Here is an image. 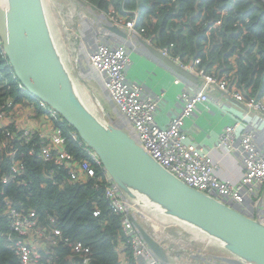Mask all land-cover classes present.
I'll use <instances>...</instances> for the list:
<instances>
[{
  "label": "trees",
  "instance_id": "trees-1",
  "mask_svg": "<svg viewBox=\"0 0 264 264\" xmlns=\"http://www.w3.org/2000/svg\"><path fill=\"white\" fill-rule=\"evenodd\" d=\"M84 1L108 15L114 10L125 19L134 18L137 12L138 27H146L143 34L156 36L171 57L185 63L200 59L199 68L227 76L231 87L247 100L264 94V0ZM148 18L154 30L152 26L147 29ZM19 82L0 39V108L11 99L22 103L28 97L19 88ZM35 105L41 109L40 102ZM62 125L73 130L64 119ZM6 130L15 132V137L8 136ZM41 144L37 134L26 142L16 123L0 124V145L4 146L0 150V211L9 198L14 205L37 213L38 231L58 227L65 238L88 245L90 264H122L117 247L123 236V220L112 211L105 196L103 168H98L96 178L71 181L67 170L39 157ZM67 148L76 162L88 158L83 146L71 137ZM12 149L16 151L15 157L8 155ZM18 160L25 165L20 179L27 183L5 182V176L12 173L13 163ZM96 210H100L99 216L95 215ZM12 234L8 218L0 217V264H21L11 245ZM128 252L131 264L135 263L131 250ZM41 253L44 264H83L82 257L73 254L64 241L42 249Z\"/></svg>",
  "mask_w": 264,
  "mask_h": 264
},
{
  "label": "built area",
  "instance_id": "built-area-1",
  "mask_svg": "<svg viewBox=\"0 0 264 264\" xmlns=\"http://www.w3.org/2000/svg\"><path fill=\"white\" fill-rule=\"evenodd\" d=\"M135 19L128 21L114 10L109 15L111 22L125 29L136 30L138 23ZM144 31L143 28L137 30L139 34H143ZM163 50L170 55L169 49ZM129 55L125 45L107 41L97 45L91 53L90 60L92 59L93 66L104 77L105 86L118 111L125 115L128 121L126 128L145 151L190 187L223 201L242 205L248 197L260 195L261 186L264 185V149L258 146L252 133L243 132L240 135V144L245 152L246 172L239 183L232 184L218 178L213 158L210 153L202 151L190 141L185 123L194 117L199 105H210V93L214 90L225 91L264 118V94L258 99L247 100L245 95L231 87L227 76L214 74L213 76L205 69L199 68L200 59L195 58L194 64L188 65L174 58L186 68L194 70V73L203 79V85L199 90L184 89L180 94L182 110L173 117L167 127H161L156 121L161 98L147 95L140 85L128 80L127 67L131 63ZM19 88L26 90L21 82ZM14 100H9L6 108H0V124L16 123L26 142L30 141L33 134H37L42 140L39 157L54 163L58 169L67 170L71 181L74 182H86L96 178L98 168H103L101 179L106 182L105 196L112 211L123 220V236L119 239L117 247L122 264H131L128 249L131 250L135 262L133 264H140L143 261L144 264H169L153 253L134 224L133 218L143 221V217L136 209L139 203L119 190L99 157L80 140L78 133L73 128L74 131L63 127L61 115L30 93L22 103H16ZM36 102H40V110L37 109ZM35 114L38 115L36 118ZM10 115H14L11 121L7 119ZM238 126L239 123L225 129L220 137V146L233 150L238 140L236 132ZM6 134L15 137V132L11 130H6ZM69 137L83 146L88 155L87 159L75 161L67 148ZM3 147L0 145V150ZM15 154L16 151L13 149L8 152L10 156L15 157ZM24 169L22 160L14 161L12 173L6 175L4 181L20 180L27 183L25 179H20ZM5 203V208L0 211V217L8 218L11 234L13 232L10 236L11 245L20 257L21 264H44L41 250L56 246L60 241H64L72 249L73 254L81 256L83 264H90L91 249L88 245L65 238L58 227L38 231L40 222L35 211L16 206L9 198ZM95 215L99 216L100 210H96ZM256 219L262 220L259 215Z\"/></svg>",
  "mask_w": 264,
  "mask_h": 264
},
{
  "label": "water",
  "instance_id": "water-1",
  "mask_svg": "<svg viewBox=\"0 0 264 264\" xmlns=\"http://www.w3.org/2000/svg\"><path fill=\"white\" fill-rule=\"evenodd\" d=\"M74 1L89 7L84 0ZM107 27L118 36H126L117 25ZM0 39L25 89L57 111L78 133L125 196L139 204L146 200L167 217L219 240L244 264H264L263 222L187 185L145 151L127 128L102 120L83 100L58 48L45 0H0ZM142 42L177 75L197 81V74L163 48ZM133 220L153 253L169 262L168 249L141 220Z\"/></svg>",
  "mask_w": 264,
  "mask_h": 264
},
{
  "label": "crops",
  "instance_id": "crops-1",
  "mask_svg": "<svg viewBox=\"0 0 264 264\" xmlns=\"http://www.w3.org/2000/svg\"><path fill=\"white\" fill-rule=\"evenodd\" d=\"M74 3L80 15L83 18L86 17V21L83 24L85 28L82 29L81 35L79 36L76 49L78 54L77 58L79 59L78 61L74 60L73 71L76 72L77 78L81 82L88 81L92 83L96 89L98 88L101 90L100 93L92 91V103L83 96L84 94L82 95L80 92L81 88H79L77 84L83 100L88 104H93V106L102 103L104 107L100 106V110L104 117L108 119V122L122 128L128 127V121L125 115L118 111L110 97V93L105 86L104 77L98 73L93 66L92 60H90L91 52L96 49L100 42L108 41L111 43L114 42L115 44H123L128 48L131 59V63L127 67L128 80L140 85L147 95L153 98H161L156 121L161 127H167L173 117L182 110L183 103L180 100L182 91L186 88L199 90L203 85V79L198 77L196 82L184 79L151 54L148 48L143 44L142 39L146 40L154 47L161 49L163 44L159 42L156 36H146L144 34L135 33V31H129L123 27L121 28L125 31L126 36H118L107 27L108 25L115 26V23L109 20V15L107 13L91 8L90 6H83L76 1H74ZM88 8L93 11V16L90 17L89 20L84 11L88 10ZM137 16L138 13L136 12L134 18ZM95 24L98 26L103 25V27L101 26L100 28L102 31H99V27ZM94 30H98L102 33L96 40L92 38ZM188 63V65H193L194 60ZM193 72L195 71L193 70ZM87 87L91 89L90 86ZM93 106L89 107L94 111L95 109ZM119 113L122 115L120 116ZM237 123H239L236 130L238 140L233 150L226 146H220V137L225 129ZM185 129L188 132L190 141L195 146L199 147L204 152L210 153L216 165L215 173L218 178L222 181H229L232 184L239 183L246 172L245 152H243L240 144V135L243 132L252 133L258 146L264 149V118L255 111L249 110L244 103L235 101L233 97L222 90L211 91L210 105H199L194 117L186 121ZM240 206L245 209L247 215L255 219L258 218L259 215L262 218L261 221L264 222V190H261L258 196L248 197L244 204ZM139 213L143 218L147 216V214L142 211ZM163 221H165V219H163ZM193 230L204 238L214 241L201 231L194 228ZM164 247H167L170 252L168 245L165 244ZM212 255V259L209 258V256L205 258L202 257L200 264H244L240 259L225 250H216ZM143 262H140V264H144ZM168 263L175 264L171 259V252L170 261Z\"/></svg>",
  "mask_w": 264,
  "mask_h": 264
},
{
  "label": "rangeland",
  "instance_id": "rangeland-1",
  "mask_svg": "<svg viewBox=\"0 0 264 264\" xmlns=\"http://www.w3.org/2000/svg\"><path fill=\"white\" fill-rule=\"evenodd\" d=\"M46 7L52 25V29L54 32V36L56 38L58 46H60L61 52L64 56L65 63L69 68L70 73L72 74L76 82V85L78 84L79 88H81L80 92L82 93V95L84 94L83 96H85L88 101L93 103V99L91 98L92 91L94 92L96 91L100 93L101 90H99L98 88L96 89L95 86L88 81L81 82L77 78L76 72L73 71V66H74L73 62L74 60L78 61L79 59L77 58L78 54L76 52V49L79 42V36L81 35L82 29L85 28L83 27V24L86 21L85 20L86 17L83 18L80 15V13L77 11V9L74 6L73 0H46ZM84 11L87 14L89 20V18L93 16V11L89 8L88 10H84ZM127 20L130 21L131 19H127ZM135 20H138V17H136ZM152 20L154 23L156 22V19L152 18ZM145 24L146 25L149 24L147 26V29L152 26L149 23V18L145 21ZM96 26L99 27L98 29L99 31H102V29L100 28L101 26L103 27V25L101 26L96 25ZM142 28L146 30L145 26H141L139 29ZM139 29L137 24L136 30L135 29H127V30L135 31V33H138L137 30L139 31ZM98 30H94V35L92 36L94 40H96L98 36L100 37L102 35V33L99 32ZM152 30H154L153 26H152ZM87 86H90L91 89L88 88ZM23 91L25 92L26 95L29 96V92L27 90H23ZM89 105L93 106V104H89ZM100 106L104 107L102 103L100 105L93 106L95 109L94 111L96 112L98 117H100L104 121L105 120L107 121L108 119H106L102 114L100 110L101 109ZM121 115L122 114H120V116ZM16 116L17 114L15 115V117ZM13 118L14 115H10L7 117V119H9L10 121ZM19 118H21V115ZM261 189L264 190V185L261 186ZM226 202L245 213V209L241 208L240 205L230 201H226ZM136 209L139 212L140 210H143L145 213H147V216L142 218L143 223L145 224L144 226L147 227V229L152 234H154L162 244L164 245L166 244L169 246L171 252V259L172 261H174L175 264H200L202 257L205 258L209 256V258L212 259L213 256L212 254L216 250L219 251L225 250L221 244L214 242L210 239L204 238L203 236L196 233L192 227L187 226V224H178L166 220L165 218L161 217V214L155 211V209H150L144 203L139 204L136 207ZM163 219H165V221H163Z\"/></svg>",
  "mask_w": 264,
  "mask_h": 264
},
{
  "label": "bare ground",
  "instance_id": "bare-ground-1",
  "mask_svg": "<svg viewBox=\"0 0 264 264\" xmlns=\"http://www.w3.org/2000/svg\"><path fill=\"white\" fill-rule=\"evenodd\" d=\"M74 6H76L75 3H74ZM58 48H59V50H60V52H61L60 46H58ZM61 54H62V52H61ZM62 56H63V55H62ZM63 58H64V57H63ZM91 60H92V59H91ZM92 62H93V61H92ZM93 64H94V63H93ZM85 102H86V101H85ZM86 103H87V102H86ZM87 104H88V103H87ZM88 105H89V104H88ZM89 106H90V105H89ZM144 201H145V202H144L145 205H147L150 209H155V211H157L158 213L161 214V217H163V218L169 220L170 222H178V223H181V222H179V221H177V220H175V219H172V218H170V217H167L166 214L164 213V211L161 210L160 208L158 209L157 207H155V206L149 204V202H147L146 200H144ZM140 211L144 212L143 210H140ZM144 213H145V212H144ZM145 214H147V213H145ZM181 224H184V223L182 222ZM187 226H189V225H187ZM190 227H192V226H190ZM192 228H193V227H192ZM194 229H196V228H194ZM197 230H198V229H197ZM198 231H200V230H198ZM213 240H214V239H213ZM214 241L222 245V242H220L219 240H216V239H215Z\"/></svg>",
  "mask_w": 264,
  "mask_h": 264
}]
</instances>
